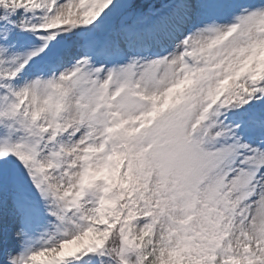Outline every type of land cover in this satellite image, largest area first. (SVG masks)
<instances>
[{
    "label": "snow or ice",
    "instance_id": "obj_1",
    "mask_svg": "<svg viewBox=\"0 0 264 264\" xmlns=\"http://www.w3.org/2000/svg\"><path fill=\"white\" fill-rule=\"evenodd\" d=\"M0 264H264V0H0Z\"/></svg>",
    "mask_w": 264,
    "mask_h": 264
}]
</instances>
